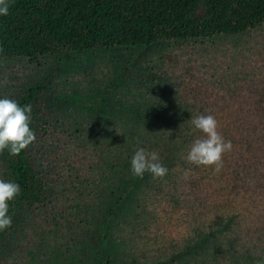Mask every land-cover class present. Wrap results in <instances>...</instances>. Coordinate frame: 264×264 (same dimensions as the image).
Masks as SVG:
<instances>
[{
    "label": "rangeland",
    "instance_id": "obj_1",
    "mask_svg": "<svg viewBox=\"0 0 264 264\" xmlns=\"http://www.w3.org/2000/svg\"><path fill=\"white\" fill-rule=\"evenodd\" d=\"M263 83L264 28L204 41L64 52L32 64L1 62L0 99L18 101L30 88L44 87L32 106L49 127L26 148L43 177L47 200L39 208L9 201L13 219L0 239V264L264 260V223L236 222L248 225L215 232L163 216L165 221L156 224L177 226L174 231L167 226L169 238L161 237L159 225L147 226L141 204L148 196L171 193L169 175L145 173L141 179L131 170L138 148L157 152L168 170L177 161L174 129L151 126L143 134L134 119L141 125L159 119L165 124L161 119L167 113L186 117L199 111L236 117L240 107L253 106L251 94ZM263 150L258 145L251 155L259 158L253 164L264 169ZM206 176L215 179L210 171ZM222 178L232 179L229 173ZM0 179L12 181L6 150L0 153ZM247 186L254 183L247 180ZM257 200L250 208L264 213L262 196ZM237 209H243L241 201Z\"/></svg>",
    "mask_w": 264,
    "mask_h": 264
},
{
    "label": "trees",
    "instance_id": "obj_2",
    "mask_svg": "<svg viewBox=\"0 0 264 264\" xmlns=\"http://www.w3.org/2000/svg\"><path fill=\"white\" fill-rule=\"evenodd\" d=\"M8 2V15H0V49H3L0 51V63L27 60L32 64L39 58L64 52L78 54L98 49L204 41L264 28V0ZM43 89L41 86L30 88L17 101L20 106L31 105L30 128L36 139L46 133L49 127L42 111L32 106ZM251 95H254L250 99L253 106L240 107L242 110L238 116H214L218 121V132L232 143V150L222 157L223 167L219 171L215 170V166H198L186 159L194 141L204 135L191 122L201 115L200 111L199 115L186 117L167 113L161 119L165 124L159 118L145 125L134 119L133 123L141 127L143 134H147L151 126L165 131L174 129L177 161L170 163V186L166 189L171 190V193L148 196L141 204L147 226L159 225L156 230L162 231L161 237L169 238L166 235L167 226L170 227L169 231H174L177 226L170 222L156 224L165 221L163 216L179 224H182L183 219V224L212 227L206 230L215 232L226 231L228 226L248 225L236 222H256L251 226L264 223V213H255L250 208L253 203H258L257 196H262L264 200V169L253 164H258L259 158L251 155L258 145H264V83L261 90ZM230 157H238L239 160L232 161ZM245 161L252 164L245 165ZM6 163L12 182L20 186V193L14 198L15 203L27 204L32 208L41 207L47 200L44 195L46 185L29 159L27 150H22L17 156L10 155L6 150ZM185 171L189 172L187 179L184 178ZM209 171L215 178L213 182L206 176ZM227 173L232 179L222 178ZM247 180H251L254 187L247 186ZM240 201L243 205L241 211L237 209ZM119 205L120 202L115 207ZM2 237L3 231L0 232V239Z\"/></svg>",
    "mask_w": 264,
    "mask_h": 264
},
{
    "label": "clouds",
    "instance_id": "obj_3",
    "mask_svg": "<svg viewBox=\"0 0 264 264\" xmlns=\"http://www.w3.org/2000/svg\"><path fill=\"white\" fill-rule=\"evenodd\" d=\"M9 7L8 0H0V15H8ZM31 112V105L20 106L17 101L7 97L0 99V153L8 150L10 155L17 156L35 141L36 135L30 128ZM191 122L204 135L194 141L186 157L187 161L198 166H215V170L219 171L223 167V155L232 150L231 141H226L218 132V121L211 114H201ZM131 170L141 179L145 173L151 174L153 178H162L168 173L159 154L146 148L135 151L131 158ZM188 177L189 172L185 171L184 178ZM19 193L18 183L0 179V231L12 226L13 218L8 214L9 201ZM257 264H264V260Z\"/></svg>",
    "mask_w": 264,
    "mask_h": 264
}]
</instances>
